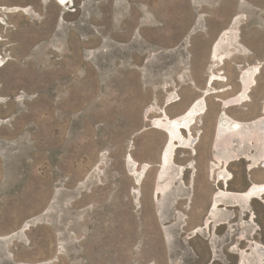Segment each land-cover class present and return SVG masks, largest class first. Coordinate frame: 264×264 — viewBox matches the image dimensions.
Returning a JSON list of instances; mask_svg holds the SVG:
<instances>
[{
	"label": "rangeland",
	"instance_id": "374dc122",
	"mask_svg": "<svg viewBox=\"0 0 264 264\" xmlns=\"http://www.w3.org/2000/svg\"><path fill=\"white\" fill-rule=\"evenodd\" d=\"M73 4L0 0V264H240L247 242L264 246L262 202L231 252L218 231L208 248L203 222L230 218L208 210L224 186L215 130L255 66L250 101L225 112L245 123L264 115V0ZM212 75L226 81L209 86ZM201 97L196 153L165 161L169 137L154 120ZM234 140L218 153L235 177L228 190L241 193L248 175L264 183V165L259 145L239 150L250 161L222 154L239 149Z\"/></svg>",
	"mask_w": 264,
	"mask_h": 264
},
{
	"label": "bare ground",
	"instance_id": "6f19581e",
	"mask_svg": "<svg viewBox=\"0 0 264 264\" xmlns=\"http://www.w3.org/2000/svg\"><path fill=\"white\" fill-rule=\"evenodd\" d=\"M56 1L64 8L70 7V5L73 7L74 5V0ZM1 13L2 12L0 8V16ZM0 24L5 25V19L0 18ZM215 59H217V61L219 60L218 58ZM221 60L224 63V59L221 58ZM3 63V58H0V67ZM259 73L260 69L257 66H255L252 70L244 71L242 75V81L244 84L242 93L231 99L223 101L224 111L221 112V119L215 130L216 144L214 146V151L216 152L215 162L222 165V171H220L218 175V180L227 185V190L218 191L214 199L215 203L213 205V209L215 210L219 209V204L222 201H229L233 203L235 207H238L241 210V212L249 211L250 207L252 206V202L255 200H260L264 205V183H253L251 186H249L248 190L241 193L229 192V183L233 181L235 177L227 169L230 161H224L220 155L221 153H218L220 150V141L229 137L235 139L234 141L238 142L240 147L238 150L229 149V151H224L222 154L227 155L229 158L233 159V161L243 159L250 161L251 155H241L239 150L248 148L250 146L259 145L262 151V163H264V115L254 122L245 123L234 120L225 112V110L232 105H242L243 103L250 101V93L252 88L256 85V77L259 75ZM216 81H226V78L212 75L208 78V85L211 86ZM206 110V101L201 97L194 101L183 114L175 118H169L167 115H164L154 120L153 124L155 128L167 133L169 137V140L163 150L165 161L168 160L169 156H175L177 149H188L193 151L194 154L196 153V145L198 141L193 135L192 131L197 123V119L200 116L206 114ZM184 132L186 136H184ZM184 170V168L181 169L182 174L184 173ZM157 192H161L159 188L157 189ZM249 217L250 223L255 225L256 215L252 212L251 216ZM211 221L212 220L210 218H207L204 225L207 228L210 227L212 225ZM238 241H246V235H239ZM247 243L248 247H246V249H239L237 252L240 264H245L246 262H249V264H264V246L259 244L256 240H250Z\"/></svg>",
	"mask_w": 264,
	"mask_h": 264
},
{
	"label": "flooded vegetation",
	"instance_id": "af4514ba",
	"mask_svg": "<svg viewBox=\"0 0 264 264\" xmlns=\"http://www.w3.org/2000/svg\"><path fill=\"white\" fill-rule=\"evenodd\" d=\"M60 7H63V6H60ZM0 8H1V12H2V7L0 6ZM0 18L1 19H4L1 16H0ZM5 25H6V22H5ZM223 106H224V104H223ZM251 184H252V177H251V175H248V177H246V183H245V185H247V187L245 188V190L249 186H251ZM209 208H210V206H209ZM234 208H237V207H235L234 205H231V204H223L222 207H221V211H225L228 214H230V218L227 219V220H225V221H223L220 225H218V227L215 230L214 229H210V228L207 230L208 238H206V240L208 241V248L211 251L213 249V242L211 240H209L210 232H212V234H215L217 231L219 233H221L222 234V239H223V246H222V248L225 249V250H227V251H230L231 252V249L234 246V244H233L234 241L235 240L237 241V239H238V234L240 232L244 231L243 229H241L239 227L240 221L242 220V222L247 223L248 220L250 219L249 216H251V213L253 212L255 214V210H254V207H253V202H252V206L250 207L249 211H246L243 214H241V212H240V210L238 208L237 209H234ZM209 214H210V212H209ZM241 246H242V244H239L238 245L239 248ZM244 248H245V246H244ZM240 249H242V248H240ZM225 258H226V263H224L222 261L223 264H236L235 261L229 260L228 257H225ZM214 261L215 260L212 259L208 264H213Z\"/></svg>",
	"mask_w": 264,
	"mask_h": 264
},
{
	"label": "water",
	"instance_id": "95a60500",
	"mask_svg": "<svg viewBox=\"0 0 264 264\" xmlns=\"http://www.w3.org/2000/svg\"><path fill=\"white\" fill-rule=\"evenodd\" d=\"M222 107L224 108V106H223V103H222ZM219 184L220 183H218V182H216V184H215V194H213L214 196H213V199H215V197H216V195H217V193H218V191H220V190H223V191H226L227 190V185L224 183V186L222 187V188H220V186H219ZM249 189V187L246 189V190H248ZM245 190V191H246ZM229 192H232V191H230L229 190ZM233 193H236V192H233ZM214 201V200H213ZM212 201V203L210 204V208H209V211L213 208V205H214V203L215 202H213ZM219 205H222V204H219ZM219 210H221V207H219ZM205 223V220H204V222H203V224ZM211 223H212V221H211ZM205 228V225L203 226V229ZM211 228H213L214 230L217 228L216 226H214L213 227V225H211Z\"/></svg>",
	"mask_w": 264,
	"mask_h": 264
},
{
	"label": "crops",
	"instance_id": "0c3cea01",
	"mask_svg": "<svg viewBox=\"0 0 264 264\" xmlns=\"http://www.w3.org/2000/svg\"><path fill=\"white\" fill-rule=\"evenodd\" d=\"M254 158H256L255 156H253ZM234 162H236V161H234ZM263 165H264V163H263ZM264 168V167H263Z\"/></svg>",
	"mask_w": 264,
	"mask_h": 264
}]
</instances>
